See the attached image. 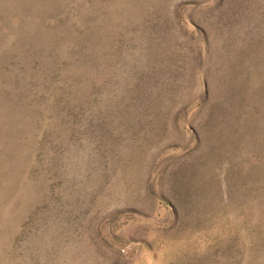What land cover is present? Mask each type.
Segmentation results:
<instances>
[{
    "label": "rangeland",
    "instance_id": "374dc122",
    "mask_svg": "<svg viewBox=\"0 0 264 264\" xmlns=\"http://www.w3.org/2000/svg\"><path fill=\"white\" fill-rule=\"evenodd\" d=\"M0 264H264V0H0Z\"/></svg>",
    "mask_w": 264,
    "mask_h": 264
}]
</instances>
